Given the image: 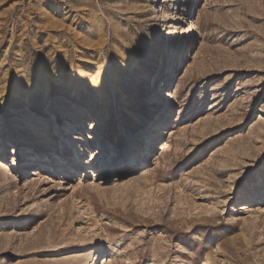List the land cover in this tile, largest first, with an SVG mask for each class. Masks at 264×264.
Listing matches in <instances>:
<instances>
[{
	"label": "rangeland",
	"instance_id": "374dc122",
	"mask_svg": "<svg viewBox=\"0 0 264 264\" xmlns=\"http://www.w3.org/2000/svg\"><path fill=\"white\" fill-rule=\"evenodd\" d=\"M0 162V264H264V0H0Z\"/></svg>",
	"mask_w": 264,
	"mask_h": 264
},
{
	"label": "bare ground",
	"instance_id": "6f19581e",
	"mask_svg": "<svg viewBox=\"0 0 264 264\" xmlns=\"http://www.w3.org/2000/svg\"><path fill=\"white\" fill-rule=\"evenodd\" d=\"M168 77H170V74L168 75ZM170 102H171V100L168 101V105L170 104ZM75 110H76V112H79L78 107H76ZM169 113L170 112L167 111V112H163V113L158 114L157 115L158 120L153 125H148L147 126L146 129H148V131L146 132V134L147 135L150 134V132L152 130H154V128H157L160 125V123L165 122L168 119V114ZM75 116H76V118L74 119L73 122H74V124L76 125V128H77V124L80 123V117H81V115H80V113H77ZM85 121L87 122L86 125L89 126V127H91L92 130L93 129H97V133L98 132L101 133V131L105 127L106 115H103V116H91L90 119L85 120ZM33 126H35V125H33ZM46 133H47V135L52 136L53 135L52 128H50L48 126V129H47ZM141 135H142V133L139 134V136H141ZM70 138L71 139H69L68 141H71L72 138L74 139L75 137L73 135ZM140 138L141 137H139V139H138L137 142L140 141ZM151 143H152V145H151L152 147L147 150V153H146V151L144 152L146 154H145V156L143 157L142 160H145L146 161V160H148L150 158V153L148 151H150V150H152L154 148V145L156 143V139L151 140ZM71 144L74 145V144H76V142L75 141H71ZM148 146H150V144H148ZM40 152L43 154L44 157H43V159H41L39 166L42 167V169L44 170L45 169V165L44 166H42V165L46 163V161H47L46 160L47 159L46 158V155H48V152H50V151H49V149L47 151H45V149H42ZM135 152H136V148H135V146H132V142H131V144L125 150L113 148L112 151H111V154H109V156H107L106 158H103L102 156H100V152L98 153V152H94L93 151V157H92L90 163L82 167V170L80 172L81 173L80 178L85 177V176L90 175V174H95V171H92L93 167H91V166L96 161H98L99 159L102 160V162H103L100 165V167H104L105 165L113 164V166L115 168L118 165L119 166H122L127 161V159L133 158ZM75 153L79 157H81L83 155V151H76ZM67 154H68L67 150L58 151L56 153V158H54V161L53 162L59 163L60 160H68V159H66L67 158ZM38 161H39V159H37L35 162H38ZM60 165H63V164L62 163H59V165L57 164V167H59V169H61ZM0 166L1 167L4 166V162H0ZM51 170L56 171V166L54 165V163H53V167L51 168ZM72 170L73 169H68L67 172L70 173ZM119 174L120 173H118L117 176ZM99 176H103V178L106 177V174L103 172L102 169H101V172H99ZM243 206H247V205H243ZM248 208H252V207H248ZM246 210L249 211V209H247V208H246ZM101 250H102V247H100V245L96 242V245H95L93 251H91L90 253L85 254L82 257H77L76 260L74 261V263H70V264H87L88 263V260H90V259H93V261H92L91 264H97V262L99 260L98 253ZM109 257L110 256H104L103 257L104 258L103 264H109L108 262L111 260V258H109ZM94 258H95V260H94Z\"/></svg>",
	"mask_w": 264,
	"mask_h": 264
}]
</instances>
